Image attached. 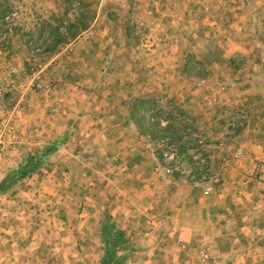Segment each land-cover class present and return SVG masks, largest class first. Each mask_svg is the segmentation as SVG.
Listing matches in <instances>:
<instances>
[{"label":"rangeland","instance_id":"rangeland-1","mask_svg":"<svg viewBox=\"0 0 264 264\" xmlns=\"http://www.w3.org/2000/svg\"><path fill=\"white\" fill-rule=\"evenodd\" d=\"M84 1L94 11L88 28L49 53L43 50L48 22L57 24L55 18L65 9L72 18L77 1L1 0L12 31L0 19V46L6 44L0 55L7 53L0 63V87L32 77L41 87L26 83L0 95V123L12 126L0 161L19 127L34 140L40 132L47 137L41 149L23 151L5 167L0 180L27 154H40L45 146L51 151L36 170L0 194V264H98L108 226L125 232L123 264H163L139 258L144 250L137 243L148 235L160 241L144 248L147 254L158 259L173 254L172 264L234 263L227 238L236 222L226 225L220 236V228H214L218 224L203 222L201 209L217 199L228 169L240 167L245 190L254 181L264 183V146L244 132L235 136L247 126L248 112L256 113L251 97L264 99V71L253 66L264 60L263 51L252 45V35L262 26L255 21L254 0ZM14 49L27 58L25 65L9 60ZM233 84L245 93L243 105L222 103L218 97ZM211 89V104L204 105ZM141 97L155 99L166 112L175 110L189 133L185 170L189 157L201 153L209 179L193 182L186 172L164 171L157 143L141 135L129 119L128 104ZM37 108L32 119L30 109ZM204 110L213 112V119L204 121ZM258 123L264 131V117ZM227 145L233 150L223 152ZM238 150L245 154L236 158ZM250 156L257 158L248 168L244 159ZM207 186L211 189L204 193ZM222 204L229 207L231 202ZM187 224L196 228L191 242L166 246L179 226Z\"/></svg>","mask_w":264,"mask_h":264},{"label":"crops","instance_id":"crops-1","mask_svg":"<svg viewBox=\"0 0 264 264\" xmlns=\"http://www.w3.org/2000/svg\"><path fill=\"white\" fill-rule=\"evenodd\" d=\"M254 6V9L257 8L254 11L255 17H256V22L260 21V24H262L261 27L258 28L257 32L255 35H252V45L253 47L259 52L258 50H262L264 53V12H262L261 8L264 6V0H254L253 2H250V4ZM258 17V18H257ZM17 35L13 36L11 39H15ZM13 45V43L11 44ZM258 45V47H256ZM260 46V47H259ZM241 49L240 47H237ZM6 49V44L0 46V51H4ZM239 52V51H238ZM240 53V52H239ZM7 54V53H6ZM5 54V55H6ZM0 55V63L2 64L6 58ZM9 60L12 59L14 60L12 63L16 64L17 66H23L25 65V61L27 58H25L21 53L17 50H13L12 55L8 57ZM260 62H256V64H252L254 67H256L257 70H263L264 71V64H261V61L264 62L262 58L259 60ZM259 81V80H257ZM256 87L259 86V82H256ZM264 87H261V90ZM257 90V88H255ZM215 90H210L208 91L209 94L211 95L206 97L204 96V105L211 104L210 100L214 96L212 93ZM219 93V92H218ZM242 96H245V93H242L238 88H236L235 84L233 86L226 90L224 95H220L218 97L223 98L222 103L229 102V105L233 104H242ZM264 96V95H263ZM23 97V96H22ZM22 99V98H21ZM228 99V100H226ZM252 101H255L253 103V106L256 107V113L253 112H248V123L247 126L242 129L241 131H236L235 136H241L239 133L244 132V136H254L256 139L260 141V143L264 146V131H260L259 128L257 127L259 125L258 120H260V117H264V99L263 101L257 100L256 97H251ZM254 99V100H253ZM261 99V98H260ZM35 104V103H34ZM41 105V104H39ZM205 109V108H204ZM15 111V110H14ZM30 111H33V115L30 116L31 118H37V115L40 111L39 108L37 109H30ZM262 112V113H261ZM17 115L22 114L20 110H16ZM24 115V114H23ZM210 117L208 118V116ZM220 115V114H219ZM217 115V117H220ZM213 112H206L204 110V121H209L213 119ZM0 117H2V110L0 109ZM3 118V117H2ZM33 119V118H32ZM3 120V119H1ZM0 120V121H1ZM21 123V119L18 121V125ZM18 131V137H12L13 139L10 140V144L8 145L6 151L4 152L3 159L0 161V174L5 167L9 166L15 159L20 158L21 153L23 151H30L32 149L38 148L41 149V144L44 143L46 139V135H42L43 132H40L39 138H36L35 140L32 138L33 136H26L23 134L22 128L19 127L17 129ZM236 138V137H235ZM244 138V137H243ZM22 143V145H20ZM259 144V146H261ZM258 146V145H257ZM257 148V147H256ZM233 150V147H230V145H227L225 150H222L223 152ZM262 147L258 149V151H261ZM252 151H254L252 149ZM221 152V150H220ZM27 153V152H26ZM258 153V152H257ZM264 154V153H263ZM252 157V156H250ZM257 158V156H254L250 159H244L245 162H247V167L250 168L253 166L252 159ZM243 161V160H242ZM245 167V166H244ZM238 171H241L240 167H235L226 170L223 172L224 174V181L222 184V187L219 188L216 192L215 195H217L216 200H211L208 202H205L204 207L201 209L202 216H203V222L204 220L206 221V225H208V221L211 220L215 224V227L220 228V231H218V235L222 236V233L224 232V227L228 225L230 222H236V225L231 232L229 233L230 238H227L229 240V249L234 253L232 256L234 259V263L232 262L231 264H236V263H242V264H247L251 262H264V202L257 203L256 201L259 200L260 198L264 197V183H257V181H254V183L250 184L247 189L245 190L244 186H242V179L243 177H240V174ZM246 171V169L244 170ZM225 175H229V177L232 178H227ZM259 189H261L263 192L260 195L259 192H261ZM227 197V198H225ZM4 198L5 195H4ZM3 198H0V200ZM225 199H229L231 204L226 206L225 204H222ZM252 202V203H251ZM252 204V205H251ZM236 211L234 213L233 211ZM229 208L231 211H229ZM4 214V213H2ZM153 223V220H152ZM154 225L157 226V223ZM193 226V227H192ZM222 227V228H221ZM155 229V227H153ZM195 226L194 225H180L178 228V234L176 235L175 239H170L167 240L165 243H167L166 246H179L182 244L187 245L191 242V239L193 237V231H195ZM205 229V228H204ZM217 232V231H216ZM149 236V235H148ZM143 236L140 238V242L137 243L141 249L143 248L144 251H141L138 253L139 258H141V261L144 263H155L156 261H162L163 264H172L175 262L176 258L173 254H166L164 256L156 257L155 254L151 253L147 254L145 249L147 247H152V245L155 243L156 240V235L151 236L154 238H151L150 236ZM215 236H209V235H204V239H208L209 241H214L218 240L216 238L215 240L213 239ZM218 237V236H216ZM203 239V240H204ZM212 239V240H211ZM39 241V240H38ZM159 241H156V245L158 246ZM40 241L38 242V244ZM163 244V243H162ZM213 247L214 245L211 244ZM41 246V245H40ZM37 247V246H36ZM145 248V249H144ZM141 255V256H140ZM229 264V261L226 262ZM225 263V264H226Z\"/></svg>","mask_w":264,"mask_h":264},{"label":"trees","instance_id":"trees-1","mask_svg":"<svg viewBox=\"0 0 264 264\" xmlns=\"http://www.w3.org/2000/svg\"><path fill=\"white\" fill-rule=\"evenodd\" d=\"M74 0H66L72 4ZM77 1L75 13L72 18L67 16L68 11L65 9L56 18L57 24L52 25L48 22L46 27V39L43 43V50L52 53L60 45L66 44L76 37L82 31H85L89 23L94 18V11L90 8V4L84 0ZM7 9L0 0V19L3 20ZM3 25V23H1ZM15 29V28H14ZM37 32H42L44 27L36 28ZM7 32V31H6ZM47 41V42H46ZM165 110L157 106V101L152 98L141 97L133 100L128 104V112L130 121L136 126L141 135L146 136L149 140L157 143V155L162 160L163 146H167L173 142L178 143V153L183 159L185 152L189 149V133L182 128L183 122H179L173 115L175 112ZM180 114V112L178 113ZM164 122V124H162ZM51 151V147H44L40 154H27L24 162L20 164L11 174H8L0 180V194L6 193L17 181L26 177L29 173L37 169L41 159L47 156ZM185 158V157H184ZM184 160V159H183ZM189 164L194 166L192 156L189 157ZM180 174L174 172V174ZM203 174V170L194 169L193 180H198ZM103 255L98 264H123L125 257L121 252L126 247L125 232L121 228H108L103 231Z\"/></svg>","mask_w":264,"mask_h":264},{"label":"built area","instance_id":"built-area-1","mask_svg":"<svg viewBox=\"0 0 264 264\" xmlns=\"http://www.w3.org/2000/svg\"><path fill=\"white\" fill-rule=\"evenodd\" d=\"M2 21L7 23V29L8 31H12L10 27V15L6 16ZM35 77H32L29 79L27 83V86H36L37 88L41 87V84L35 82ZM26 83L23 84V80L18 79V80H8L5 82V87H0V95L3 94L5 91L12 92L14 88H22L23 86H26ZM22 98V96H21ZM164 124V122H162ZM12 130V126L8 125V123H0V156L2 155L4 149L6 148V137H7V132H10ZM201 140H198V143H200ZM178 144H169L168 147L166 146L165 150H163L162 153V163H163V169L166 173H174V172H179V173H184L186 172L189 174L190 180L193 182H204L206 179H209L208 173L206 171L207 169V162L205 161L204 157L201 155V153H196L193 154L192 158L194 160V166L191 164H188L186 167L187 169L185 170V164L184 161H182L181 156L178 153ZM245 154L243 150H238L235 154L234 157H238L240 155ZM194 169H199L203 170V174L201 173V176L198 180H193V171ZM185 170V171H184ZM261 177L264 178V168L261 167L260 169ZM210 187H206L204 193H208Z\"/></svg>","mask_w":264,"mask_h":264}]
</instances>
